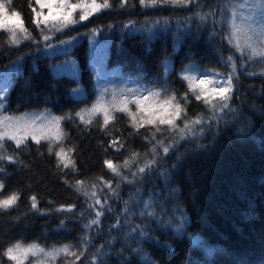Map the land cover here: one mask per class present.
<instances>
[{"label": "trees", "instance_id": "16d2710c", "mask_svg": "<svg viewBox=\"0 0 264 264\" xmlns=\"http://www.w3.org/2000/svg\"><path fill=\"white\" fill-rule=\"evenodd\" d=\"M233 2L197 0L188 8H143L139 0H129L121 8L113 0L111 9L63 32L49 33L51 40L44 41L32 23L28 0H12V8L21 13L39 43L25 41L19 48L9 47L8 34H0V70L13 68L6 111L1 114L72 115L61 126L67 133L63 145L75 146L72 156L78 172L58 170L46 141L36 145L29 140L27 149H15L9 142L8 154L22 163L0 162L6 169L0 180L5 184L3 195L17 191L20 199L14 208L0 211V264H12L2 252L17 240L51 248L79 245L85 234L91 243L76 264H90L94 255L97 264H264V75H260L264 65L259 59L245 60L225 38L229 16L221 9ZM33 6L39 10L34 0ZM197 13L206 15V20L201 22ZM230 55L239 77L230 101L234 111L217 113V120L204 125L203 136L180 140L167 156L159 149L157 164L143 179L121 182L116 195L104 188L100 196L107 195L108 204L101 224L86 229L84 225L95 215L89 208L91 201L65 184V179L92 181L102 176L115 187L119 177H113L103 161L122 163L134 151L139 160L130 171L122 170L133 179L137 166L153 159L152 144L144 137L154 129L146 126L136 132L119 112L114 113V126L106 130L101 127L102 114L85 128L75 113L90 108L102 95L111 102L114 88L120 93L129 78L180 96L187 89L181 79L186 67L226 74L231 68L224 61ZM130 107L135 111V105ZM187 108L189 117L211 116L194 97L190 96ZM158 136L170 142L169 133ZM114 138L124 145L120 151L109 147ZM32 195L40 211L31 209ZM125 201L131 214L124 212ZM146 201L152 202L155 217L139 214L147 211ZM72 204L76 207L71 212L57 211ZM117 218L121 226L113 228ZM181 221H185L182 227ZM136 226L146 235H129ZM71 260L61 257L55 264Z\"/></svg>", "mask_w": 264, "mask_h": 264}, {"label": "snow or ice", "instance_id": "6c2138e0", "mask_svg": "<svg viewBox=\"0 0 264 264\" xmlns=\"http://www.w3.org/2000/svg\"><path fill=\"white\" fill-rule=\"evenodd\" d=\"M196 2L197 0H139V4L143 8L160 6L188 8L189 5ZM28 3L34 14L32 23L44 41L51 40L52 37L49 33L63 32L65 29L88 20L95 14L113 7V0H34V4L38 6L39 10L33 6V0H28ZM118 3L119 7L124 8L128 6L129 0H118ZM244 9L248 10L246 15L243 14ZM221 12L227 13L229 16L226 21L229 31L225 37L228 43L245 60L259 59L264 65V0H234L233 3L226 4ZM196 15L201 22L206 20V15L200 13ZM95 31L94 29L93 32ZM2 33L8 34L7 44L9 47L19 48L25 41L39 43L32 31L25 26L21 13L12 8V0H0V34ZM61 43H70V41H61ZM47 46L51 47V45ZM224 62L231 68V71L226 74L215 70H212L211 74L201 72L192 65L186 67L181 73V79L186 82L187 89L180 96L175 91L169 92L167 89L129 88L122 89L119 94L114 90L111 102L104 101L102 95L90 108H84L75 113L85 128L96 121L98 114H102L103 124L101 127L102 130H106L117 119L114 113L119 112L129 118L130 125L136 132L146 126H152L154 129L150 136L144 137L152 144L153 159L146 161L143 166H137L136 171L131 173L133 179H129L122 170L130 171L131 166L139 160L140 154L134 151L122 163L114 162L113 159L103 161L112 176L119 177L115 187H113L112 180H105L102 176L92 181L75 179L73 182L65 179V184L91 201L89 208L94 211L95 215L89 223L84 225L86 229L101 224L100 218L104 215L103 209L108 204V196L105 195L103 199L100 196L104 188L116 195V189L120 187L121 182L134 184L137 178L143 179V175L157 164L155 156L159 155V149H162L163 155L167 156L180 140L203 136L205 134L204 125L217 120V113H224L225 110L234 111L230 107V101L233 99L236 88L235 81L239 79L237 63L232 55L228 56ZM248 74L255 75L256 73ZM260 75H264V72H261ZM9 87L10 84L6 83L0 88V92L4 93V95H0V111H6L4 102L7 99L6 93ZM190 96L194 97L196 101H201L211 116L206 118L205 114L201 113L189 117L187 104L190 102ZM130 105H135V111ZM71 119L73 117L70 114L66 116L30 115L28 113L19 116L0 114V162L7 161L8 164L13 165L22 163L16 155L8 154V149L11 147L9 142L14 144L15 149H27L29 140L36 145L46 141L48 154L55 155L58 170L70 169L73 173L78 172L75 159L72 156L75 146L66 148L63 145L67 133L61 126V122ZM177 121H181L182 126ZM164 132L169 133V143L158 136V134L163 135ZM56 146H59L58 150H55ZM109 147L120 151L124 145L118 138H114ZM5 171L6 169L0 166V173ZM4 189L5 184L3 180H0V211L14 208L20 199V193L17 191L6 196L3 195ZM30 200L31 209L40 211L37 197L32 195ZM128 204L129 201H125L124 212L131 214ZM75 207L74 204L61 205L57 211L71 212ZM143 209L147 211H141L139 213L141 216H156L151 201L143 202ZM108 211H111L110 207ZM81 215L83 216V213ZM184 222H180L181 227ZM168 223L170 224L172 221L169 220ZM120 226V220L117 218L112 227L119 228ZM137 232L140 235H146L140 226L131 228L129 235ZM90 243L91 238L87 234L81 238L79 245L64 244L51 248H46L36 242L25 244L17 240L8 245L2 255L12 264H49L50 261L55 264V261L61 257H71L72 260L66 261V264H76L85 256ZM103 247L104 245H101L97 252L99 253ZM97 260L98 256L94 255L90 264H97ZM101 264H103L102 261ZM149 264H151L150 261Z\"/></svg>", "mask_w": 264, "mask_h": 264}, {"label": "rangeland", "instance_id": "374dc122", "mask_svg": "<svg viewBox=\"0 0 264 264\" xmlns=\"http://www.w3.org/2000/svg\"><path fill=\"white\" fill-rule=\"evenodd\" d=\"M45 11H47V10L45 9ZM246 14H247V12L245 13V15ZM12 72H13V68H9L7 70L0 71V88H2L3 85L6 84V83L7 84H11V75H12ZM126 85L127 86L124 87V90L129 89V88L135 89V88H148L149 87V83L144 82V81H141V80H139L137 78H129V79H127L126 80ZM114 90H115V92L117 94H119V91L116 88H114ZM8 91H9V89H8ZM8 91L6 93V96L8 94ZM0 95H4V93L3 92H0ZM0 114H1V111H0Z\"/></svg>", "mask_w": 264, "mask_h": 264}]
</instances>
